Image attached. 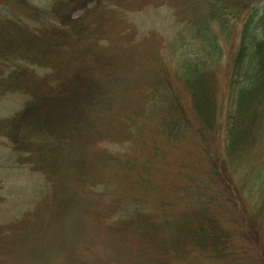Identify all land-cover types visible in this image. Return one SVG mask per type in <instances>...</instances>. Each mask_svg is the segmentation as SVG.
Returning a JSON list of instances; mask_svg holds the SVG:
<instances>
[{
	"label": "rangeland",
	"instance_id": "1",
	"mask_svg": "<svg viewBox=\"0 0 264 264\" xmlns=\"http://www.w3.org/2000/svg\"><path fill=\"white\" fill-rule=\"evenodd\" d=\"M111 2L108 10L111 14L98 16L95 28L91 26L83 40L72 34L62 37L64 45L50 57L60 63L62 76L71 74L65 68L73 72L79 63H86L85 72L97 82L91 92L94 101L89 103L92 97L89 99L88 108H84L83 98L89 91L81 99L80 110L84 109V114L73 113L72 119L66 121L67 129L53 132L50 137L58 151L77 163L71 166L62 163L65 170L53 176L58 184L61 180L66 185L64 193L59 191L68 198L60 217L51 218L56 204L37 194L40 186L50 184L45 173L19 162L9 137L0 135V264L152 262L164 253L163 231L132 229L146 226L142 220L134 223L129 232H118L109 225L130 219L138 210V215L147 214L156 223L165 217L197 210L199 201L194 189H198L202 201L207 197L213 199L208 207L223 227L234 232L235 253L249 249L248 254L254 255V236L244 233L256 234L257 230L223 203L222 184L211 173L212 156L218 155L215 157L218 163L226 156V115L232 85L237 83L231 57L241 18L232 21L230 41L221 42V54L210 61L208 54L199 50L200 38H192L189 30L191 22L204 17L205 0ZM84 12L77 9L73 16L77 20ZM96 14L90 17L96 18ZM210 25L218 32V22ZM182 33L185 37H181ZM195 51L205 55L208 64L211 62L206 76L212 86L216 123H208L209 117L204 134L197 131L200 120L186 107L189 91L177 68L181 56ZM27 73L32 79L33 71ZM154 91L160 98L161 95L175 98L174 115L181 116V121L183 116L184 120L173 131L170 120L160 116L161 111L152 112L159 104L146 97ZM3 95L0 117L17 109L23 99L18 90ZM159 103H163L161 99ZM255 132L256 142H245L242 153L240 149L232 154H237L232 164L241 171L259 166L264 175V122ZM231 182L234 184L236 179ZM251 197L249 194L246 199ZM238 229L245 231L239 235ZM171 261L228 264L225 259L212 258L199 250L182 260Z\"/></svg>",
	"mask_w": 264,
	"mask_h": 264
},
{
	"label": "trees",
	"instance_id": "2",
	"mask_svg": "<svg viewBox=\"0 0 264 264\" xmlns=\"http://www.w3.org/2000/svg\"><path fill=\"white\" fill-rule=\"evenodd\" d=\"M205 1L204 17L191 22L189 30L192 38H200L202 46L199 50L205 51L210 61H215L221 54L222 43L230 41L232 21L241 18L237 43L231 57L232 74L237 75V83L232 85L226 115V156L220 163L215 158L218 155L212 156L211 173L222 184L223 203L231 212H238L246 218L249 227L257 230L256 234L251 231L244 233L249 237L254 236L255 254H248L249 249H240L235 253L232 246L234 232L223 227L216 213H212L208 207L213 199L207 197L202 201L200 192L194 189L197 190L195 192L199 201L197 210L165 217L159 223L149 220L147 214L138 215V210L130 219L125 218L115 222L116 225H109V228L118 232H129L134 223L142 220L146 226L132 229L164 232V253L144 264H173L172 258L182 260L197 250L212 258L225 259L228 264H264V175L259 166L255 169L249 166L250 171H241L232 164L237 158V154H232L242 149L245 142L254 144L257 140L255 129L257 131L264 122V2ZM111 7V0H45L37 3L34 0H0V96L17 90L23 95L17 109L0 117V135L9 137L12 151L19 162L45 173L49 188L48 185H42L37 194L56 204L51 218L55 215L60 217L68 202L67 196L59 193H64L65 183L59 180L58 184L53 176H59L61 169L65 170L64 166L77 163L64 156L60 149L58 151L50 137L53 132L67 129L69 124L65 125L66 121L72 119L73 113L83 111L84 114V109L80 110L81 104L84 102V108H88V104L94 101L91 92L97 84L96 78L85 72L88 67L86 63H79V67L72 69L73 72L65 68L71 74L62 76V67L50 58L51 53L64 45V36L72 34L79 37L78 40H83L91 26L95 28L98 16L111 14L108 12ZM77 9L85 12L78 15L80 18L76 20L73 12ZM92 14H96V18H91ZM214 21L218 22V32L211 28L210 24ZM180 35L185 37L183 33ZM197 52L181 56L177 68L189 91L190 100L186 107H190L191 113L200 120L197 131L204 134V125L209 117L211 121L208 123H216V109L212 86L206 76L211 62L208 64L205 55ZM36 67H44L45 70L38 71ZM28 70L33 71L32 79ZM87 92L88 95L83 98ZM172 97L161 95L160 98L155 91L146 97L152 103L159 104L152 112L161 111L160 116L165 115L170 120L171 131L184 120L183 116L181 121V116L178 118L174 115L175 98ZM82 98L84 101L81 103ZM231 179H236V182L232 184ZM249 194L251 199H246ZM37 214L35 210L34 215ZM241 231L238 229L237 234L241 235Z\"/></svg>",
	"mask_w": 264,
	"mask_h": 264
}]
</instances>
